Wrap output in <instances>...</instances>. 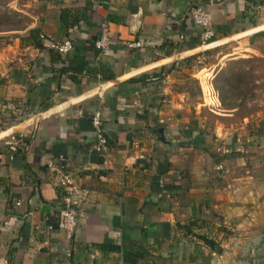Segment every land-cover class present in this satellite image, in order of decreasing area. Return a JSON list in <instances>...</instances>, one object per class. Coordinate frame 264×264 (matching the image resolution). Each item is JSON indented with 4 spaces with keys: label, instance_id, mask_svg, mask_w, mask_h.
Instances as JSON below:
<instances>
[{
    "label": "crops",
    "instance_id": "0c3cea01",
    "mask_svg": "<svg viewBox=\"0 0 264 264\" xmlns=\"http://www.w3.org/2000/svg\"><path fill=\"white\" fill-rule=\"evenodd\" d=\"M192 5L211 13L215 37L207 46L187 15ZM7 6L25 23L3 31L0 133L17 131L22 144L0 141V264H128L124 251L140 253L136 264H206L210 257L213 264L214 252L193 236L218 237L217 220L241 213L230 193H221L232 147L224 142L220 155L211 150L222 128L212 131L193 115L197 103L184 82L198 83L196 73L206 69L214 108L223 113L216 114L231 119L244 109L223 107L214 85L233 62H264V0H9ZM103 29L116 45L99 53L93 41ZM33 30L41 48L28 38ZM65 40L73 45L69 54L51 49ZM127 41L142 48L129 50L121 44ZM9 104L27 111L11 118ZM97 110L107 156L92 148L90 117ZM161 127L170 148L152 135ZM254 139L263 142L264 121ZM59 155L89 191L70 240L47 229L63 198L44 161Z\"/></svg>",
    "mask_w": 264,
    "mask_h": 264
},
{
    "label": "rangeland",
    "instance_id": "374dc122",
    "mask_svg": "<svg viewBox=\"0 0 264 264\" xmlns=\"http://www.w3.org/2000/svg\"><path fill=\"white\" fill-rule=\"evenodd\" d=\"M8 3L9 0H0V47L3 46V31L21 27L25 23L24 19L8 8ZM206 59L201 60V64L207 62ZM226 74H236L239 78L232 79V89L225 87V102L227 105L243 104L244 109L239 112L242 116L246 115L247 120H241L239 112L231 119L216 114L223 113L214 108L217 99L209 84L210 74L206 69L196 73L198 83L193 80L184 82L190 93H193L192 100L197 103L198 115H193L198 120H206L212 131L222 128L223 135H219L211 150L220 155L224 142L232 147L231 158L226 161V167L222 166L224 179L221 181L226 189L221 193L223 196L224 193H230L232 204H238L241 213L214 219L220 221L222 231L217 232L218 237L211 235L215 243L211 256L214 258L213 264H258V260L264 256V160L260 159L264 154V139L263 142L255 140L254 134L260 121H264V62L259 59L233 62L226 69ZM224 76L219 75L218 82ZM256 79L259 82L256 85L258 90L254 89ZM200 246L204 245L201 243ZM211 258L206 264H211Z\"/></svg>",
    "mask_w": 264,
    "mask_h": 264
},
{
    "label": "built area",
    "instance_id": "2783aa9c",
    "mask_svg": "<svg viewBox=\"0 0 264 264\" xmlns=\"http://www.w3.org/2000/svg\"><path fill=\"white\" fill-rule=\"evenodd\" d=\"M187 15L192 25L199 31V41L202 46H207L215 37L212 28V16L209 11L204 10L199 5H192ZM129 50L141 49V41H127L121 43ZM116 45V41L110 34L103 29L100 36L93 41V46L99 53L108 51L112 46ZM51 49L55 50L61 56L69 54L73 45L70 40L51 45ZM11 118L19 119L27 111L23 104H9L6 106ZM90 123L94 132L95 141L92 146L94 152L100 156H107L110 151L108 139L104 133L102 114L99 110L92 113ZM9 132V131H8ZM0 141H4L7 147H20L22 139L17 131L5 134L0 133ZM44 167L47 172L52 174L54 185L59 188L62 193L63 206L58 210L55 223L47 221V229L50 232H60L67 239H71L78 226V220L82 207L85 206L89 199V191L77 185L73 179L72 173L68 169L67 159L63 155L57 157H49L44 161ZM162 188V183L160 182ZM163 194H165L162 191ZM20 202L16 203L19 206Z\"/></svg>",
    "mask_w": 264,
    "mask_h": 264
},
{
    "label": "trees",
    "instance_id": "16d2710c",
    "mask_svg": "<svg viewBox=\"0 0 264 264\" xmlns=\"http://www.w3.org/2000/svg\"><path fill=\"white\" fill-rule=\"evenodd\" d=\"M28 38L33 40V44L35 47H38V48L42 47L41 36L37 30L30 31ZM235 77H236V74H231L229 76L221 77V81L218 82L219 81V79H218V81L214 85V89L217 93L218 100L220 101V104L225 108L230 107L229 109H232L231 107L233 106L232 104L227 105L225 102V100L227 98L225 95V91H226L225 87L229 86V88L232 89L233 87H231L230 84H231L232 79H234ZM236 78H239V76H237ZM44 107L45 106H42L41 110H43ZM262 159L264 160V157ZM195 226H196V224L192 223L189 226H187L185 229L188 232V231H190L191 227H195ZM193 237H196L199 240H201L211 251H213L215 249V243L212 240H209L204 236H193ZM99 248L103 249V248H105V246L101 245V246H99ZM113 250H115V248H113ZM117 250H119V248ZM141 258H142V256L140 255L139 252H135V253H133V252L126 253L125 251L123 252L124 262H126L128 264H136V262H138V260ZM258 264H264V256H262L258 260Z\"/></svg>",
    "mask_w": 264,
    "mask_h": 264
},
{
    "label": "water",
    "instance_id": "95a60500",
    "mask_svg": "<svg viewBox=\"0 0 264 264\" xmlns=\"http://www.w3.org/2000/svg\"><path fill=\"white\" fill-rule=\"evenodd\" d=\"M152 135L154 139L156 140L157 143L170 148L171 147V142L166 138V129L161 127V128H156L152 131Z\"/></svg>",
    "mask_w": 264,
    "mask_h": 264
}]
</instances>
